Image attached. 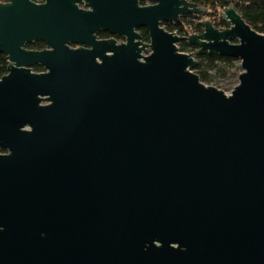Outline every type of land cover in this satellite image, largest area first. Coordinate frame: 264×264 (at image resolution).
Segmentation results:
<instances>
[{"label":"water","instance_id":"95a60500","mask_svg":"<svg viewBox=\"0 0 264 264\" xmlns=\"http://www.w3.org/2000/svg\"><path fill=\"white\" fill-rule=\"evenodd\" d=\"M197 1L0 0V264H264V35Z\"/></svg>","mask_w":264,"mask_h":264},{"label":"trees","instance_id":"16d2710c","mask_svg":"<svg viewBox=\"0 0 264 264\" xmlns=\"http://www.w3.org/2000/svg\"><path fill=\"white\" fill-rule=\"evenodd\" d=\"M36 3H42L44 0H32ZM202 7L207 8L208 16L212 17L217 15L219 9H224L229 5H233L243 20L252 27L259 34L264 35V0H204L200 2ZM201 18L195 15H189L181 19L180 23L163 24L165 30L168 32L176 33L179 36H186L188 33L200 34L202 27L199 23ZM216 27H226L218 17L214 19ZM139 34L142 41L148 42V33L146 29H140ZM108 35L105 33L99 34L100 38H106ZM30 50H43L46 48L44 43L36 42L27 46ZM178 49L183 53H192L195 48L186 42H180ZM198 65L193 69V72L198 75L200 81L204 84L216 82L219 78L226 76L238 77L240 66L236 65V60L220 57L218 55L203 54L197 57ZM8 60L4 54L0 53V78L7 72ZM235 68V72L231 70ZM33 72L39 73L43 70L35 67Z\"/></svg>","mask_w":264,"mask_h":264},{"label":"rangeland","instance_id":"374dc122","mask_svg":"<svg viewBox=\"0 0 264 264\" xmlns=\"http://www.w3.org/2000/svg\"><path fill=\"white\" fill-rule=\"evenodd\" d=\"M204 1V0H203ZM203 1H197L196 3H197V5L199 6V7H202L201 5H200V2H203ZM223 11V9H219L218 10V12H217V15H213L212 17H209L208 15H206V16H201V15H198V17L199 18H201L200 20L202 21H204V20H206V19H208L209 21H212L213 23L214 22H216V21H214V19L216 18V17H218L219 18V14L221 13ZM184 18V17H183ZM182 18V19H183ZM220 19V18H219ZM214 26L216 27V23H214ZM217 28V27H216ZM225 28H227V26L226 27H220L219 29H225ZM190 34H193V33H188L187 35H186V37H188V35H190ZM148 54V53H147ZM147 54H145V55H147ZM236 65H238V66H240V63H239V61H237L236 62ZM236 71V69L235 68H233L232 70H231V72H235ZM241 73V70H240V72H239V74ZM238 74V75H239ZM237 84H238V77H235V76H231V75H229V76H226V77H224V78H219V79H217V81L216 82H213V83H210V84H205V85H207V86H212V87H215V88H217L218 90H220V91H222L225 95H230V93L232 92V90L237 86Z\"/></svg>","mask_w":264,"mask_h":264},{"label":"flooded vegetation","instance_id":"af4514ba","mask_svg":"<svg viewBox=\"0 0 264 264\" xmlns=\"http://www.w3.org/2000/svg\"><path fill=\"white\" fill-rule=\"evenodd\" d=\"M100 34H101V33H100ZM105 34H106V33H105ZM107 35H108V34H107ZM110 37H111V36L108 35L106 38H100L99 35H98V38H99V39H102V40H103V39H110ZM116 39H117L118 42L121 41L120 38H118V37H117ZM44 49H45V48H44ZM34 68H35V67H34ZM39 68H40V67H39ZM41 69H42V68H41ZM42 70H43V69H42ZM42 72H43V71H42ZM39 73H40V72H39Z\"/></svg>","mask_w":264,"mask_h":264},{"label":"built area","instance_id":"2783aa9c","mask_svg":"<svg viewBox=\"0 0 264 264\" xmlns=\"http://www.w3.org/2000/svg\"><path fill=\"white\" fill-rule=\"evenodd\" d=\"M202 21H203V20H202ZM202 21L200 20L199 23L202 22Z\"/></svg>","mask_w":264,"mask_h":264}]
</instances>
